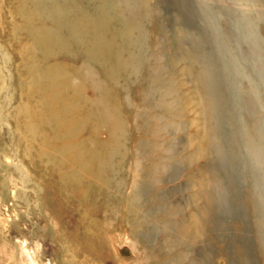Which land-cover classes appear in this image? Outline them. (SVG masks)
Listing matches in <instances>:
<instances>
[{"label":"rangeland","instance_id":"obj_1","mask_svg":"<svg viewBox=\"0 0 264 264\" xmlns=\"http://www.w3.org/2000/svg\"><path fill=\"white\" fill-rule=\"evenodd\" d=\"M77 1L89 12L101 3ZM132 1L137 8L108 12L106 33L127 62L111 76L102 52L92 60L52 20L45 24L60 42L48 46L30 3L0 0V264H264V0ZM126 20L135 26L123 39L116 30ZM54 66L71 76L56 89L72 99L87 71L90 84L110 88L125 124L112 158L101 151L90 107L79 103L71 141L79 152L104 154L111 183L97 186L90 218L79 222L78 196L60 202L57 171L41 149L61 150L60 121L27 125L50 112L31 74ZM136 162L140 207L132 204L130 230L123 218L107 220L102 205L128 203ZM99 223L109 226L108 248Z\"/></svg>","mask_w":264,"mask_h":264},{"label":"bare ground","instance_id":"obj_2","mask_svg":"<svg viewBox=\"0 0 264 264\" xmlns=\"http://www.w3.org/2000/svg\"><path fill=\"white\" fill-rule=\"evenodd\" d=\"M66 1L69 5L62 4L59 0H20L21 6L19 5V7L24 9L25 5L28 6L29 3L33 7L31 12H27L30 15H34L36 18H40L38 21L40 25L37 24V26H40L42 30H47L43 40L48 46H54L60 42L59 36L53 32L52 27H47L45 24L48 20H52L55 22L52 23L54 27L57 26L56 24L62 25L68 30L71 37L76 41H79L82 46H86L90 51L89 54H91L90 57L92 60L94 59L93 56L95 54L98 55L102 52L101 58L104 59L102 64L104 65V68H106L107 73L111 76L118 74L121 69L123 70L126 67L127 62L120 52L121 48L117 44L116 36L106 33L105 29L109 27L107 21H111L112 18L108 12L114 11L120 15L125 10L124 6L130 7L131 5L137 8L136 4L132 0H127L125 4L116 1L115 3L114 0H107V2L105 0H100L101 3H98L96 6L94 5V11L89 12L77 0H70V2L69 0ZM31 6L29 7L31 8ZM29 7L28 9H30ZM35 23H37V21H35ZM134 26L135 23L133 20L124 21V28L121 27L116 30L117 35L123 37V39H128ZM105 58H107V60H105ZM55 67L56 66L51 67L46 74H31L32 77L34 75V79L37 82H40L41 86L45 88L42 93L46 97L47 106L50 112L48 113V116H42V118L34 123L29 121V124L27 125L32 131L39 125L46 124L47 121L52 122V120H56L55 117L60 121L61 128L64 131L63 137L59 138L61 150L57 153L54 152L52 148L50 149L48 143H44L41 149L44 151L43 153L46 154L47 165L52 166L53 170L57 171L56 175L59 183L56 184V187L58 195L62 200L60 202H63L62 204H64L70 197L75 195L78 196V200L74 205V216L76 217L75 219L77 222H79L80 220H88L90 218V212L95 207L94 202H96L92 199V196L94 195L97 186L102 184L103 187L100 188L105 189L111 185L110 180L105 178L104 175V168L109 164V161L105 159L104 154L96 152L92 155L91 152L89 154L79 152L76 150V147H74V144L72 143L73 141H71L76 137L78 127L81 124L80 120L78 121L79 116L77 114L80 111L82 112L80 106L82 107V105H84L90 107L91 115L95 117L96 122L99 124L97 135L102 136L103 139L102 144H100V146L102 145L101 151H103V153H110L112 158H115L121 151L120 144L121 138L125 135V124L119 115V109L117 107L118 100L115 98L110 88L102 87L93 82L90 84L88 82L90 80V74L89 71L86 70V75L83 78L81 77L80 84L78 87H75L76 93L72 99L67 94L62 95L61 91L56 89V86L61 82H71L67 79L71 78V76L69 74H67V77L64 75H58ZM81 73L82 71H79V75ZM98 87L100 88L98 90L101 94L99 96L100 98L98 100L92 99V96L95 91H97ZM56 108L60 109V113L51 114ZM88 118L89 117L84 116L82 122L87 121ZM25 123H27L26 119ZM52 124L54 125V123ZM96 127H98V125H96ZM200 141V146L204 145L203 138L202 140L200 139ZM26 151L29 152L30 149L27 148ZM142 172L143 170L140 164L137 163L135 165L134 173L135 180L133 182L134 184L131 189L132 193L128 203L124 201L121 207L116 204L115 206L112 204H105V206L102 205V207L105 208L104 212L107 215L105 216L108 218L107 220L113 218L122 220L123 218V222H128L130 225V230L133 229L132 226L134 225V222L131 218L136 215V213L132 204L140 207V205H138V196L140 195H137V192L139 193L137 185L139 182L138 177ZM117 186L121 187L123 185L121 182H117ZM102 224L107 225V223H99L94 229L95 231L100 230L101 234L99 233L97 235H100L99 237L103 247L108 248L111 239L108 234H104V230H106L107 227L109 228V226H103ZM108 228L107 230H109ZM195 231L198 230L195 229ZM91 232L92 229L88 227L87 233L89 234ZM133 246H135V243H133ZM25 256H27V254ZM28 259L30 262L34 263L33 259L29 257Z\"/></svg>","mask_w":264,"mask_h":264}]
</instances>
